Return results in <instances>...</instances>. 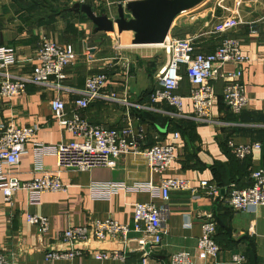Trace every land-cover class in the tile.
Listing matches in <instances>:
<instances>
[{
  "label": "crops",
  "instance_id": "0c3cea01",
  "mask_svg": "<svg viewBox=\"0 0 264 264\" xmlns=\"http://www.w3.org/2000/svg\"><path fill=\"white\" fill-rule=\"evenodd\" d=\"M80 1L0 0V46L17 52V63L11 69L13 74L30 75L36 64L35 51L44 38L71 45L77 55L66 68V77L58 87L55 83L49 87L28 84L20 97H0V121L38 127L19 164L13 168L3 166V171L12 173L20 181L40 176L34 174V145H57L72 139L53 118L51 101L63 100L66 116H72L86 78L103 73L109 77L108 88L120 101H92L83 111L88 123L112 130L130 128L134 135L140 136L141 149L157 143L173 145L175 159L160 175L151 174L146 158L138 153L123 156L115 169L85 172L59 171L55 156H43L40 163L43 171L56 173L67 191L41 194L36 203L29 201L24 190L14 192L11 203H7L0 191V252L11 254L15 264H169L170 256L181 250L190 253L194 264H234V254L243 255L244 264H264V207L235 212L224 200L227 189L246 187L251 172L264 169V0L251 9H241L244 23L224 35L208 34L223 13L218 7L220 0H204L196 6L199 7L197 14L191 16L196 20L185 16L188 10L178 15L171 26L169 37H197L195 42L202 53L214 51L225 37L235 38L240 41L242 54L248 58L239 78L247 105L239 114H233L224 106L225 79L221 71L213 83L212 124L193 119L187 98L190 84L184 67L176 93L184 97L183 113L187 118H171L169 113L173 110L164 103L155 104L150 111L138 109L137 105L145 103L156 87V76L167 62L165 52L156 46L126 47L131 43L132 32L118 34L115 31L109 36L96 31L84 14L73 10L74 5H90L97 14L110 18L116 17V7L111 6L107 13L105 2L111 0H102L100 6L99 0ZM253 26L257 27L254 35L251 34ZM113 39H118L122 48H115ZM224 69L230 72L234 68L226 66ZM228 140L244 145L256 142L260 149L239 161L227 149ZM174 178L187 180L193 187L207 181L215 184L219 191L212 197L200 192L193 195L189 191H171L164 198L161 193L153 196L150 191L122 189L100 197L94 188L95 184L105 182L126 188L148 183L158 187L162 179ZM138 203L166 209L167 234L159 245H151V239L146 237L145 245L140 246L138 241L143 235L131 231L127 244L119 239L76 243L73 247L81 251L73 260L46 261V252L69 249L70 245L61 241V233L70 227L113 219L132 228L134 206ZM205 213H212L217 223L216 242L220 252L215 258L206 257L197 249L202 234L200 215ZM28 215L47 218L48 231L40 234L35 226L27 223ZM100 252L120 255L95 260L94 255Z\"/></svg>",
  "mask_w": 264,
  "mask_h": 264
},
{
  "label": "built area",
  "instance_id": "2783aa9c",
  "mask_svg": "<svg viewBox=\"0 0 264 264\" xmlns=\"http://www.w3.org/2000/svg\"><path fill=\"white\" fill-rule=\"evenodd\" d=\"M102 0H99L100 6ZM261 0H220L218 7L223 9L217 24L209 30L208 34L224 35L237 29L244 23L241 9L253 7ZM84 1L81 0L80 3ZM126 1H123V5ZM225 3V4H224ZM118 1L105 2L110 13V7H117ZM245 7H244V6ZM225 12V14H224ZM113 19V18H112ZM252 24H255L254 22ZM212 27V26H211ZM251 34H257V27L253 26ZM197 37H167L160 47L167 56L165 66L156 76V87L149 95L148 100L137 105L143 111H150L157 103H164L173 111L169 113L171 118H187L183 113L184 97L176 91L183 79L182 67L190 84L188 99L193 111V119L197 122L214 123L212 107L215 98L213 83L223 71L225 84L222 95L224 106L233 114H239L247 105V96L243 85L240 83L241 67L248 60L241 52L240 41L225 37L221 43L210 53H202L196 44ZM112 45L119 49L122 45L118 39H113ZM124 47V46H123ZM126 47H134L126 45ZM264 54V53H263ZM76 53L71 45L57 44L50 38L41 40L34 58L36 64L30 75L13 74L11 69L17 63V52L8 46H0V97L13 99L25 93L28 84L42 87H58L65 79V70L76 59ZM226 66L234 68L230 72H224ZM109 77L106 73L86 78L81 98L75 101L72 116L67 117L65 103L60 98L51 101L50 106L53 118L58 125L72 135V139L63 141L57 145L35 144L33 147L36 156L34 177L30 181H20L10 172H4L3 166L13 168L19 164L20 157L26 151V145L30 143L36 132L37 126H17L13 123L0 121V191L4 201L11 203L14 192L24 190L28 194L29 201L36 203L39 196L44 193L66 192L67 186L61 183L56 173L44 172L41 158L53 155L57 160V168L60 171L74 170L85 172L93 169H115L123 156L130 153H138L147 160V166L151 174H162L175 159L173 145L157 143L145 149H141L140 136L132 133L130 128L122 130L107 129L102 126L92 125L83 116V111L96 99L120 101L115 92L108 88ZM229 152L239 161L245 160L253 152L260 149L259 143L238 144L232 140L226 142ZM57 170V172H58ZM97 196L108 197L109 194L125 189L128 191H150L156 196L161 193L166 198L171 191H189L196 195L200 192L206 197L217 195L219 188L207 181H201L198 187H193L191 182L183 179H162L160 186L151 183L135 185L126 188L122 184L111 182L95 184ZM224 200L235 212H248L264 207V169L251 172L248 183L244 188H229L225 192ZM166 209L157 207L151 203H138L134 206L133 227L120 224L113 219L104 221H90L84 226L70 227L61 233V241L69 244L67 250H53L45 254L47 262L57 260H73L80 254L79 249L73 246L76 243L89 241L105 242L119 239L123 244L128 243V235L131 231L142 234L138 241L140 246L145 245L146 237L151 239L150 244L159 245L164 235ZM202 234L197 241V249L206 257L215 258L220 248L216 242L217 223L212 213L200 215ZM28 224L35 226L40 234L49 229L48 219L36 215L26 216ZM189 226V224H186ZM120 254L100 252L94 255L95 260L102 261L118 258ZM11 254L0 252V264H15ZM234 264H244L245 257L234 254ZM169 264H194L188 251H178L169 258Z\"/></svg>",
  "mask_w": 264,
  "mask_h": 264
},
{
  "label": "water",
  "instance_id": "95a60500",
  "mask_svg": "<svg viewBox=\"0 0 264 264\" xmlns=\"http://www.w3.org/2000/svg\"><path fill=\"white\" fill-rule=\"evenodd\" d=\"M116 17L97 14L90 5L75 4L73 10L84 14L96 31L112 36L132 32L130 45L147 47L162 45L169 36L175 18L195 8L204 0H117ZM123 1L126 3L123 5Z\"/></svg>",
  "mask_w": 264,
  "mask_h": 264
},
{
  "label": "rangeland",
  "instance_id": "374dc122",
  "mask_svg": "<svg viewBox=\"0 0 264 264\" xmlns=\"http://www.w3.org/2000/svg\"><path fill=\"white\" fill-rule=\"evenodd\" d=\"M244 6V5H243ZM245 7V6H244ZM248 8H253V7H248ZM198 10H199V7H195L194 9H191L190 11H188V12H186L185 13V16L186 17H191V16H193V15H195V14H197V12H198ZM248 11H246V13H247ZM191 18H193V20H196L195 18L196 17H191Z\"/></svg>",
  "mask_w": 264,
  "mask_h": 264
},
{
  "label": "bare ground",
  "instance_id": "6f19581e",
  "mask_svg": "<svg viewBox=\"0 0 264 264\" xmlns=\"http://www.w3.org/2000/svg\"><path fill=\"white\" fill-rule=\"evenodd\" d=\"M162 45H156V47H161ZM153 47V46H152Z\"/></svg>",
  "mask_w": 264,
  "mask_h": 264
},
{
  "label": "trees",
  "instance_id": "16d2710c",
  "mask_svg": "<svg viewBox=\"0 0 264 264\" xmlns=\"http://www.w3.org/2000/svg\"><path fill=\"white\" fill-rule=\"evenodd\" d=\"M215 237H216V239H217V232H216V236H215Z\"/></svg>",
  "mask_w": 264,
  "mask_h": 264
}]
</instances>
